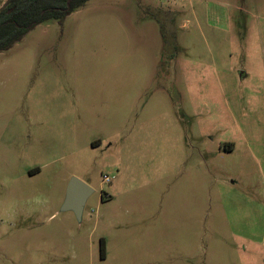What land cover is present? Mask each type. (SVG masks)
I'll use <instances>...</instances> for the list:
<instances>
[{
    "label": "rangeland",
    "instance_id": "rangeland-1",
    "mask_svg": "<svg viewBox=\"0 0 264 264\" xmlns=\"http://www.w3.org/2000/svg\"><path fill=\"white\" fill-rule=\"evenodd\" d=\"M0 264H264V0H89L0 52Z\"/></svg>",
    "mask_w": 264,
    "mask_h": 264
},
{
    "label": "trees",
    "instance_id": "trees-1",
    "mask_svg": "<svg viewBox=\"0 0 264 264\" xmlns=\"http://www.w3.org/2000/svg\"><path fill=\"white\" fill-rule=\"evenodd\" d=\"M89 0H8L0 10V52L9 50L36 26L62 22Z\"/></svg>",
    "mask_w": 264,
    "mask_h": 264
},
{
    "label": "water",
    "instance_id": "water-1",
    "mask_svg": "<svg viewBox=\"0 0 264 264\" xmlns=\"http://www.w3.org/2000/svg\"><path fill=\"white\" fill-rule=\"evenodd\" d=\"M71 0H68V2ZM6 7V4L2 9ZM1 9V10H2ZM93 190L76 178H72L67 186L64 202L61 207L62 212H72L76 219L80 221L85 204Z\"/></svg>",
    "mask_w": 264,
    "mask_h": 264
},
{
    "label": "built area",
    "instance_id": "built-area-1",
    "mask_svg": "<svg viewBox=\"0 0 264 264\" xmlns=\"http://www.w3.org/2000/svg\"><path fill=\"white\" fill-rule=\"evenodd\" d=\"M110 182H111V178H109L107 176L103 177V184H108Z\"/></svg>",
    "mask_w": 264,
    "mask_h": 264
}]
</instances>
